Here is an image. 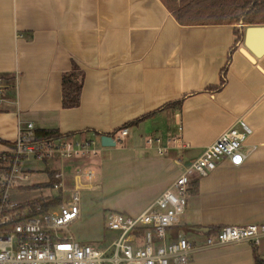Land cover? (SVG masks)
Segmentation results:
<instances>
[{
    "label": "crops",
    "instance_id": "obj_1",
    "mask_svg": "<svg viewBox=\"0 0 264 264\" xmlns=\"http://www.w3.org/2000/svg\"><path fill=\"white\" fill-rule=\"evenodd\" d=\"M176 3L0 0V152L28 121L36 129L97 138L108 166L119 159L132 164L136 214L242 117L253 129L241 147L245 159L239 165L223 159L199 178L168 237L189 233L194 248L188 264H253L250 242L208 245L207 237L225 224H264V51H251L263 45L264 35L255 37L252 49L244 42L246 27L264 24H183L169 7ZM235 27L243 29L241 40ZM72 62L83 73L80 103L64 108L61 79ZM176 99H182L180 108L165 106ZM136 119L124 126L121 146L101 144L99 133ZM148 137L161 138L166 152L155 153ZM255 250L264 259V237Z\"/></svg>",
    "mask_w": 264,
    "mask_h": 264
},
{
    "label": "built area",
    "instance_id": "obj_2",
    "mask_svg": "<svg viewBox=\"0 0 264 264\" xmlns=\"http://www.w3.org/2000/svg\"><path fill=\"white\" fill-rule=\"evenodd\" d=\"M2 83L0 77V104ZM36 131L32 121L19 126L11 145L0 152V264H188L194 244L181 233L168 237V229L179 223L185 210L191 178L207 175L223 159L241 164L246 157L242 144L253 129L244 118L235 119L140 212H109L105 226L116 233L102 246L77 240L69 229L80 216L81 193L96 174L78 161L98 154V139L38 138ZM127 133V127H121L109 135L117 142ZM147 143L156 146L157 154L166 152L159 137H148ZM67 168L72 169L69 188L64 185ZM38 171L48 177L42 187L56 193L19 198L17 193L30 187V174ZM262 237L263 223L225 224L207 237V244H258Z\"/></svg>",
    "mask_w": 264,
    "mask_h": 264
},
{
    "label": "rangeland",
    "instance_id": "obj_3",
    "mask_svg": "<svg viewBox=\"0 0 264 264\" xmlns=\"http://www.w3.org/2000/svg\"><path fill=\"white\" fill-rule=\"evenodd\" d=\"M120 144L119 141L116 146H121ZM88 158L93 161L91 167L96 170L97 178L92 180L90 189H83L80 201V216L69 226V229L77 240L102 246L110 241L116 233L114 230L106 229V215L111 211L132 214V164L126 165L119 162V159L115 164H111L113 167H110L108 166L110 157L100 150L97 155ZM105 168L107 169L105 170ZM65 170L67 173L64 185L69 188L71 186L72 169L67 168ZM47 181L48 177L45 172L31 173L28 179L30 187L22 189L17 193V196L27 199L41 193L55 194L56 190L53 188H43L45 187L44 183ZM185 230L181 229V232L184 236L189 237V233Z\"/></svg>",
    "mask_w": 264,
    "mask_h": 264
},
{
    "label": "trees",
    "instance_id": "obj_4",
    "mask_svg": "<svg viewBox=\"0 0 264 264\" xmlns=\"http://www.w3.org/2000/svg\"><path fill=\"white\" fill-rule=\"evenodd\" d=\"M174 6L169 5L179 22L183 24H204V23H229V24H264V0H176ZM236 41L243 37V29L235 27ZM222 76L220 86L225 82L226 65L221 70ZM83 83V73L75 62L68 71L62 74V107H76L80 103V91ZM182 99L166 103L167 106L180 108ZM138 120L125 123L121 127L130 126ZM120 127V128H121ZM119 128V129H120ZM102 134V133H99ZM38 138L59 137L61 134L54 129H37ZM198 180L191 178L189 194H195L198 188ZM59 197L54 199L58 202ZM254 250L253 264H264V259Z\"/></svg>",
    "mask_w": 264,
    "mask_h": 264
},
{
    "label": "water",
    "instance_id": "obj_5",
    "mask_svg": "<svg viewBox=\"0 0 264 264\" xmlns=\"http://www.w3.org/2000/svg\"><path fill=\"white\" fill-rule=\"evenodd\" d=\"M259 35H264V25H254V26L246 27L245 37H244L245 46L248 48L251 47L255 37ZM249 49H252V48H249ZM251 51H254L253 53L255 55L262 53L264 51V43L263 45H260L259 47ZM100 142L103 146H114L116 144L112 136L109 134H101Z\"/></svg>",
    "mask_w": 264,
    "mask_h": 264
}]
</instances>
